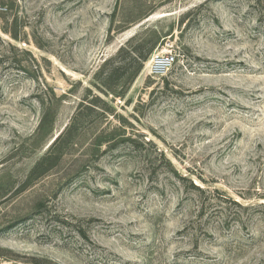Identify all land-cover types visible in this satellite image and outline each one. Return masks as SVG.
I'll return each instance as SVG.
<instances>
[{
	"label": "rangeland",
	"instance_id": "obj_1",
	"mask_svg": "<svg viewBox=\"0 0 264 264\" xmlns=\"http://www.w3.org/2000/svg\"><path fill=\"white\" fill-rule=\"evenodd\" d=\"M0 264H264V0H0Z\"/></svg>",
	"mask_w": 264,
	"mask_h": 264
},
{
	"label": "trees",
	"instance_id": "obj_2",
	"mask_svg": "<svg viewBox=\"0 0 264 264\" xmlns=\"http://www.w3.org/2000/svg\"><path fill=\"white\" fill-rule=\"evenodd\" d=\"M155 47H149V44L146 40L143 39V35L138 34L132 39H130L118 52L117 56L109 61L107 65L113 64L117 67L116 69L111 70L110 72H106L105 70L102 71V76L104 77L101 78L100 75L97 76L96 80L100 82V87L103 89L101 92L103 94H111L115 95V92L113 91V88L111 86V82L116 78H119V82H121L124 78L120 77V71L123 70V63L126 62L127 60L130 61L131 65V75L128 78L129 83H133L140 73L142 72L144 68V64L148 61L149 57L152 55ZM105 65V66H107ZM194 189L197 191L203 192V189L194 186ZM235 205L239 206L241 209L247 210L248 207H243L242 205L233 202Z\"/></svg>",
	"mask_w": 264,
	"mask_h": 264
},
{
	"label": "built area",
	"instance_id": "obj_3",
	"mask_svg": "<svg viewBox=\"0 0 264 264\" xmlns=\"http://www.w3.org/2000/svg\"><path fill=\"white\" fill-rule=\"evenodd\" d=\"M175 63V56L172 53L154 54L149 62V70L152 75H161L168 72Z\"/></svg>",
	"mask_w": 264,
	"mask_h": 264
}]
</instances>
